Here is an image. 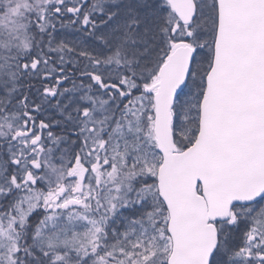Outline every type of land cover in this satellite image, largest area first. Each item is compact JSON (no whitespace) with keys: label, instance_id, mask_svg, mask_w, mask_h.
Returning a JSON list of instances; mask_svg holds the SVG:
<instances>
[{"label":"snow or ice","instance_id":"obj_1","mask_svg":"<svg viewBox=\"0 0 264 264\" xmlns=\"http://www.w3.org/2000/svg\"><path fill=\"white\" fill-rule=\"evenodd\" d=\"M0 264H264V0H0Z\"/></svg>","mask_w":264,"mask_h":264}]
</instances>
